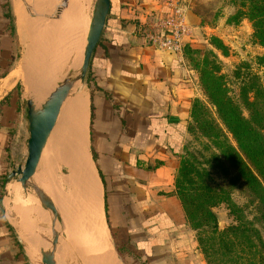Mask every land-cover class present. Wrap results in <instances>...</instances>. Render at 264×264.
Wrapping results in <instances>:
<instances>
[{
    "label": "crops",
    "instance_id": "1",
    "mask_svg": "<svg viewBox=\"0 0 264 264\" xmlns=\"http://www.w3.org/2000/svg\"><path fill=\"white\" fill-rule=\"evenodd\" d=\"M7 6L14 34L20 29L22 43L28 35L21 3L0 0V264H41V251L52 248L55 236L57 264H205L189 252L175 194L196 89L183 52L149 44L141 34L148 15H166L168 7L111 0L87 88L70 89L31 180L52 202L54 216L12 176L28 156L29 96L13 78ZM55 48L61 51L60 41ZM72 97L85 99L83 126Z\"/></svg>",
    "mask_w": 264,
    "mask_h": 264
},
{
    "label": "rangeland",
    "instance_id": "2",
    "mask_svg": "<svg viewBox=\"0 0 264 264\" xmlns=\"http://www.w3.org/2000/svg\"><path fill=\"white\" fill-rule=\"evenodd\" d=\"M17 1L24 7V16L27 19L26 30L28 32L26 40L21 45L19 42L20 31L17 30V34L13 32L12 35L13 78L20 81L22 90L27 88L30 92H33L34 90L42 89L45 93L48 89L52 90L58 82L65 83L67 81L69 83V81L77 80L81 72L82 56L96 0ZM149 1L151 3L157 1L165 4L168 7L166 14L170 12V4L185 8L190 17L188 18V23H190L192 28L189 43L187 42L186 44H191L194 48L207 51L205 56L196 57L195 61L186 60L197 93V96L192 101V105L195 100H199L202 108H199L195 117H192V112H190V118L186 126L193 125V127L186 131L184 148H182L180 155L181 157L190 159L195 165L196 170L200 172V175L193 172L194 179L199 184H202V180L204 179V181L206 180L205 182L214 187L223 185L232 192V198L237 204L249 205L245 194L241 192V189L233 185L232 180L235 173L227 176L221 174L218 163L215 160V155L222 154L221 142L226 144L227 142L221 137H216L214 134L211 137L206 136L202 129V125L206 122H211L221 129L232 146H236L232 135L222 123L216 106L211 103L204 91L200 79V71L196 67V64L214 70L217 75L223 76L228 94L239 103L244 115L248 116L249 110L244 103V96H242L243 88L248 84L251 72H255L260 78L259 81L264 85V67H260L258 64V58L264 57V47L254 42V30L249 19L241 18L239 22L234 19L233 16H235L238 10L235 0ZM147 4L149 3L147 2ZM195 9L202 15L198 16L199 22L196 21L197 23L191 21V17H194L193 10ZM148 16L149 21L156 18L151 14ZM150 16L152 17L150 18ZM81 19L84 20L81 24L82 33L80 34L79 43H76L75 48L72 45V49L69 52L64 49L65 53L62 52L63 50H56V44L60 41L59 38L65 34L64 31L68 28L69 23L77 26L76 23L78 22L79 25ZM14 22L16 23V17L14 18ZM77 27H80V25ZM76 30L74 28L72 32ZM143 32L144 29L141 30L142 37ZM216 39L225 46V52L218 48L219 42ZM59 53L61 58L57 60ZM216 65H219L220 70H215ZM69 78L71 79L69 80ZM88 81L86 75L85 80L80 83L81 92L86 90ZM25 92L29 96L26 90ZM205 169H207V174L204 172ZM245 211V215L250 219H253L256 215L251 206L247 207ZM213 213L216 216L219 231H223L227 227L236 224L227 203L214 207ZM187 227L189 240H185V242L191 248L190 254L200 255L205 264H207L202 246L198 241L200 232L195 230L188 221ZM205 233H203V236Z\"/></svg>",
    "mask_w": 264,
    "mask_h": 264
},
{
    "label": "trees",
    "instance_id": "3",
    "mask_svg": "<svg viewBox=\"0 0 264 264\" xmlns=\"http://www.w3.org/2000/svg\"><path fill=\"white\" fill-rule=\"evenodd\" d=\"M235 2L238 10L234 19L237 22L241 18L249 19L254 30V42L264 47V0ZM193 11L197 17L202 16L196 9ZM5 16L11 20L14 32L9 6ZM218 48L225 52L226 48L222 43H218ZM206 53L207 51L194 48L191 44H186L183 51L184 58L190 61H195L196 57L205 56ZM258 64L264 67V57L258 58ZM196 67L200 71L207 97L216 106L217 113L236 146H232L221 129L213 123L206 122L202 129L206 136L214 134L227 142H221L223 151L222 154L215 155V160L221 174L227 176L235 173L233 185L241 189L249 205L237 204L232 198V192L223 185L214 187L203 178L202 184H199L194 179L193 172L197 175L200 172L190 159L181 155L175 178V194L182 204L188 223L200 232L198 241L207 264H264V85L255 72L249 74L248 84L244 86L242 94L249 110V115L245 116L239 103L228 94L223 76L199 64ZM215 70H220L219 65L215 66ZM200 107L202 108L200 101L195 100L192 117H195ZM192 127L193 125L187 127V131ZM205 170L207 174V169ZM223 203L229 205L236 224L219 231L213 208ZM249 206L256 212L253 219L245 215Z\"/></svg>",
    "mask_w": 264,
    "mask_h": 264
},
{
    "label": "water",
    "instance_id": "4",
    "mask_svg": "<svg viewBox=\"0 0 264 264\" xmlns=\"http://www.w3.org/2000/svg\"><path fill=\"white\" fill-rule=\"evenodd\" d=\"M110 11L111 0H96L81 62L82 69L78 78L80 82L85 80L94 52L101 41ZM19 34V42L21 45L23 42L21 32H19ZM70 83V81L69 83L66 81L63 85L61 82H58L52 90L48 89L45 94L40 97L38 94L26 89L29 94V98L27 99L30 132V138L28 140V156L25 164L16 168L12 173V176L17 175L20 177L19 181L25 191L34 189L37 198L40 201V205L54 216H56V211L52 202L47 197L44 190L32 185L31 180L38 168L48 138L56 125L60 99L61 97H66L71 88ZM66 85L68 86L64 88ZM56 243L57 237L55 236L52 248L50 250L41 251V264H57L55 255Z\"/></svg>",
    "mask_w": 264,
    "mask_h": 264
},
{
    "label": "built area",
    "instance_id": "5",
    "mask_svg": "<svg viewBox=\"0 0 264 264\" xmlns=\"http://www.w3.org/2000/svg\"><path fill=\"white\" fill-rule=\"evenodd\" d=\"M170 12L157 17L144 25L143 38L149 44L161 49L182 53L191 35L192 28L188 23L187 10L173 4Z\"/></svg>",
    "mask_w": 264,
    "mask_h": 264
},
{
    "label": "bare ground",
    "instance_id": "6",
    "mask_svg": "<svg viewBox=\"0 0 264 264\" xmlns=\"http://www.w3.org/2000/svg\"><path fill=\"white\" fill-rule=\"evenodd\" d=\"M74 18H75V17H74ZM77 19H78V18H77ZM73 20H74V19H73ZM82 21H84V20L81 19V23L79 22L80 27H77V26H79V25H78V22L76 23L77 26H76L75 24H70V23H69V25L67 26L68 28L64 31L65 34L63 33L64 35L62 34L63 36L60 38V41H62V43H60V44H61V50H63L62 52H64V53L66 52L64 49H66V50L69 52V51L72 49V47H71L72 45H73L74 48H75L76 43H79V40H80V34L82 33V32H81V31H82V30H81V24H82ZM75 22H76V21H75ZM71 23H74V22H71ZM83 25H84V23H83ZM74 28H75V30L77 29V30H76L77 33H76V31H74L76 34H75L74 32H72V31L74 30ZM66 33H67V34H66ZM84 46H85V45H84ZM59 50H60V49H59ZM84 50H85V47H84ZM60 53H61V52H60ZM60 53H59V55H58L59 57H57L58 59L56 58L57 60H59V59L61 58ZM64 53H63V54H64ZM57 60H55V61H57ZM71 69H72V68H71ZM81 69H82V66H81ZM80 74H81V72H80ZM80 74H79V76H80ZM43 76H44V75H43ZM70 76H71V74H70ZM70 79H71V78H69V80H70ZM79 81H80V80H78V79L75 80V81H72V82L70 83V84H71L70 87L72 88L75 84H77V83H81V82H79ZM67 86H68V85L64 86V88H66ZM71 88H70V89H71ZM70 89H69V91H70ZM69 91H68V93H69ZM70 92H71V91H70ZM68 93H67V95H68ZM67 95H66V97H67ZM81 95H82V94H81ZM81 95H80V96H81ZM74 96H75V95H74ZM78 96H79V95L77 94L75 97L77 98ZM66 97H61V99H60V106H59V109H60L62 103L64 102V100L66 99ZM67 98H69V97H67ZM80 98H82V97H79V100H80ZM84 98H85V96H84ZM69 99H70V98H69ZM77 99H78V98H77ZM67 100H68V99H67ZM67 100H66V101H67ZM73 100L75 101V98L73 99V97H72V101H73ZM79 100H78V102H76V101L74 102V101H73L74 103H72V104L74 105V107H76V108H73V107H72L73 105L71 104V102H70L69 104L72 105V106H71V109L73 108L72 111H74V109H76V111H77V110L79 111V112L77 111V113H76V111H75V113H76V115L79 114V115H78L79 119H77V120H78V121H81L80 119H82L83 117L80 118V115H81V116L83 115L84 117L86 116V115H84V112L86 111V110H85V106H87V105H86V103H85V99H83V100H81V101H79ZM69 101H70V100H68L67 102H69ZM83 101H84V102H83ZM65 104H66V103H65ZM65 104H64V106H62V108L64 107V110H65V108H67V110L69 111L70 108L68 109V107L65 106ZM69 104H67V105L70 107ZM67 110H65V112H66ZM62 111H63V110H62ZM68 111H67V112H68ZM72 111H70V112H71L70 114H73ZM67 112H66V113H67ZM68 113H69V112H68ZM85 114H86V112H85ZM76 115L73 114V116H75V117H76ZM67 116H68V115H67ZM71 116H72V115H71ZM69 118H71V117H69ZM69 120H70V119H69ZM70 121H71V120H70ZM83 122H84V121H83V119H82V121L80 122L81 125L84 124ZM75 123H76V122H75ZM77 123H78V122H77ZM78 124H79V123H78ZM81 125H80V126H81ZM77 126H78V125H77ZM82 126H83V125H82ZM54 127H55V126H54ZM74 128H75V127H74ZM53 129H54V128H53ZM75 129H76V128H75ZM52 131H53V130H52ZM73 131H75V130H73ZM73 131H72V132H73ZM76 133H77V132H76ZM72 135H73V134H72ZM75 135H76V134H75ZM79 135H80V134H79ZM79 135H77V136H79ZM74 137H75V136H74ZM75 139H76V138H75ZM73 141H75V140H73ZM76 143H77V142H76ZM77 144H78V143H77ZM77 147H78V146H77ZM82 149H83V148H82Z\"/></svg>",
    "mask_w": 264,
    "mask_h": 264
}]
</instances>
